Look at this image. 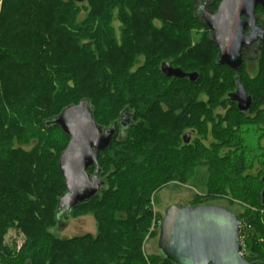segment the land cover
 I'll list each match as a JSON object with an SVG mask.
<instances>
[{
  "label": "trees",
  "instance_id": "obj_1",
  "mask_svg": "<svg viewBox=\"0 0 264 264\" xmlns=\"http://www.w3.org/2000/svg\"><path fill=\"white\" fill-rule=\"evenodd\" d=\"M194 8V0H0V264H147L141 246L158 219L152 192L184 180L173 173L175 163L185 178H197L207 152L198 138L193 151L180 135L188 128L216 138L227 131L208 121L225 106L235 72L218 63ZM197 27L206 32L192 43ZM163 62L197 78L168 77ZM258 69L252 94L264 105V41ZM83 99L99 127L115 130L98 154L104 185L58 217L66 192L58 158L69 136L54 120ZM95 170L87 168L89 175ZM219 191L197 204L225 198ZM254 201L264 208L261 198ZM88 212L95 235L58 238L49 231L63 217ZM236 216L243 258L264 264V213ZM11 229L23 237L19 247L4 241ZM150 262L173 264L160 251Z\"/></svg>",
  "mask_w": 264,
  "mask_h": 264
},
{
  "label": "water",
  "instance_id": "obj_2",
  "mask_svg": "<svg viewBox=\"0 0 264 264\" xmlns=\"http://www.w3.org/2000/svg\"><path fill=\"white\" fill-rule=\"evenodd\" d=\"M257 6L264 10V0H220L215 12L206 11L201 18L197 15L213 31L212 39L219 51L218 63L239 69L242 47L258 39L264 41V31L259 36L255 27ZM246 27L250 28L249 34L244 33ZM161 71L168 77L186 76L190 81L197 78L196 72L186 73L166 62L161 64ZM235 94L239 97V109H246L249 100L240 84ZM54 123L69 136L58 158L66 187L58 201V212L62 214L92 198L104 185L98 175L97 159L99 152L110 144L115 130L96 124L86 99L62 110ZM183 140L188 141L186 135ZM91 165H95L96 170L89 175L87 168ZM239 233L238 217L225 208L203 204L172 205L162 217L157 247L173 264H257L243 258Z\"/></svg>",
  "mask_w": 264,
  "mask_h": 264
},
{
  "label": "rangeland",
  "instance_id": "obj_3",
  "mask_svg": "<svg viewBox=\"0 0 264 264\" xmlns=\"http://www.w3.org/2000/svg\"><path fill=\"white\" fill-rule=\"evenodd\" d=\"M201 1L202 0H194L195 5ZM195 29L196 30H192L191 32L193 38L192 43H195L196 40H201V37L206 32L203 27H197ZM257 68V65H255L254 68L245 75L252 91L256 89L252 85V81L257 72ZM214 108L216 110V107ZM222 111L223 110L220 109V112ZM224 121L226 120H223V118L220 120L221 126H224V128L225 126L226 128H230V125H227V122L225 123ZM232 121L235 120L232 119ZM245 124V122H241L242 127H244ZM229 134L231 133L226 132V135ZM238 134V132H234L233 136L238 137ZM205 135L206 134L196 135L199 142L206 143L201 141V137L204 139L206 138ZM242 135L245 136V133ZM219 136L222 137L225 136V134L222 133L219 134ZM247 138L252 139L253 135L247 134ZM196 144L197 142L195 143L194 140L191 146L193 151L197 147ZM231 144L232 143H227V145H224L223 143H220V145L217 146V144H211L208 142L205 144V149L207 148L205 156L202 155L200 157L201 161H197L199 162L197 178L196 176L190 177V175H187L188 178H185L187 172L181 171L179 164L175 163L177 169H174L173 173H182L184 180H168L162 184L161 188L152 192L150 209L153 215H156L158 219L156 220L157 223L152 221L149 232L145 233L141 246L142 254L144 256L143 260L146 261L147 264H151L150 257L159 254L157 247L159 227L157 229L155 223H159L160 226L165 209L169 204L179 203L180 206H194L202 201L200 198L204 195L215 191L220 193V189L222 190V193L225 194V198L215 199L212 201V204L228 209L236 214L245 215L246 213H264V208H261L259 204L254 201L257 199L261 189L258 179L244 177V168L247 164L245 160L250 159H247L249 157V155L247 156L248 151L241 149L235 150ZM262 154L261 157L264 158V150L262 151ZM240 159L241 162H239ZM232 167H235V169L233 170ZM254 202L255 204L253 205ZM58 217H60L59 212ZM96 230V219L94 214L90 212L63 217L58 225L49 228V231L58 238H69L86 233L95 235ZM22 239V235L14 229L9 230L4 237L6 244L11 245V243L14 242L18 247L21 244ZM243 251L244 250H242L241 253Z\"/></svg>",
  "mask_w": 264,
  "mask_h": 264
},
{
  "label": "flooded vegetation",
  "instance_id": "obj_4",
  "mask_svg": "<svg viewBox=\"0 0 264 264\" xmlns=\"http://www.w3.org/2000/svg\"><path fill=\"white\" fill-rule=\"evenodd\" d=\"M196 1V0H195ZM213 0H202L200 3L195 5V12L198 17H202L203 13L208 11L210 13L215 12V10H212L209 7V3ZM220 2V1H219ZM219 4V3H218ZM218 7V5H217ZM260 6H257L254 15H255V27L258 28V35H262V31H264V10ZM242 18H246L245 16H242ZM245 34L250 33V28L246 27L244 30ZM208 34L210 38L212 39L213 37V31L208 30ZM213 40V39H212ZM263 41H260L259 39L256 40L254 43H252L249 46H244L242 47L241 50V57H242V62L241 66L239 69H232L234 70L235 74L233 76L234 78V87L230 90H227L225 92V97H224V108H219V110L213 111V117L214 119L212 121H208L210 123H220V118L216 117L217 114L221 113L223 120L225 123L227 122V125H230V128H227V131H225L223 134L225 136L216 137L213 133H208L206 134V138L201 137V141L208 142L211 144H217V146L220 145V143H223L224 145H227V143H232L231 146L235 150L241 149V150H246L248 151L247 156L249 157L247 159L249 160H244L246 161V165L244 168V177H250V178H257L258 183L261 186L260 192L258 197L263 200V191H264V158L261 157L262 151L264 150V105L262 103H257L256 98L253 96V92L251 89H248L247 86H245L244 82H241L242 79L240 76H238V72L244 75H246L252 68H254L255 65L258 67V58L259 54L261 51V45ZM218 51V49H217ZM219 54V51H218ZM223 65V64H222ZM227 66V65H224ZM230 68L229 66H227ZM231 69V68H230ZM257 68V72H258ZM256 72V74H257ZM189 73V72H186ZM172 77V76H170ZM240 77V78H239ZM188 78V77H186ZM240 84L241 87L243 88L245 94L248 97L249 104L246 109L240 110L238 105V95H236V87L237 85ZM220 109L223 111L220 112ZM225 115V116H224ZM216 117V118H215ZM227 118V119H226ZM234 119L235 121H232ZM241 122H245L246 126L244 127L241 126ZM126 124H128V121H121L122 127H125ZM211 125V124H210ZM224 127V126H223ZM226 128V126H225ZM226 132L231 133L229 135H226ZM234 132H238V137L233 136ZM252 134L253 138L248 139L247 134ZM245 133V136L242 134ZM186 135V138L188 139L187 142L183 140L184 136ZM196 131L193 128H188L183 134L180 135L181 140L185 144H192L196 138H198ZM236 135V133H235ZM214 136V137H213ZM224 137V138H223ZM211 141V142H210ZM180 147V145H179ZM229 149V148H228ZM258 152V153H257ZM242 153V152H241ZM244 153V151H243ZM243 155V154H242ZM238 161V160H237ZM241 162V159L239 160ZM250 165V166H249ZM241 170V169H240ZM224 197V196H223ZM203 204V203H201ZM172 205H179V203H173L169 204V206ZM198 205V204H197ZM203 205H214L212 204V201L209 202V204H203ZM188 206V205H187ZM166 208V209H167ZM165 209V210H166ZM228 210V209H226ZM230 211V210H228ZM232 212V211H230ZM235 213V212H233ZM236 214V213H235Z\"/></svg>",
  "mask_w": 264,
  "mask_h": 264
},
{
  "label": "built area",
  "instance_id": "obj_5",
  "mask_svg": "<svg viewBox=\"0 0 264 264\" xmlns=\"http://www.w3.org/2000/svg\"><path fill=\"white\" fill-rule=\"evenodd\" d=\"M241 227V226H240ZM239 240H240V238H239Z\"/></svg>",
  "mask_w": 264,
  "mask_h": 264
}]
</instances>
